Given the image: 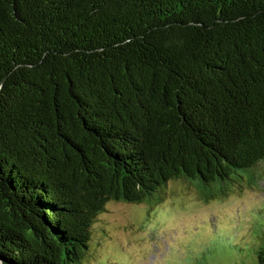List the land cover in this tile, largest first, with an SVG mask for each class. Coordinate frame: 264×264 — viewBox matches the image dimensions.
Listing matches in <instances>:
<instances>
[{
	"label": "trees",
	"instance_id": "trees-1",
	"mask_svg": "<svg viewBox=\"0 0 264 264\" xmlns=\"http://www.w3.org/2000/svg\"><path fill=\"white\" fill-rule=\"evenodd\" d=\"M261 165L264 0H0V264H84L110 203Z\"/></svg>",
	"mask_w": 264,
	"mask_h": 264
},
{
	"label": "rangeland",
	"instance_id": "rangeland-1",
	"mask_svg": "<svg viewBox=\"0 0 264 264\" xmlns=\"http://www.w3.org/2000/svg\"><path fill=\"white\" fill-rule=\"evenodd\" d=\"M259 170L257 183H224L222 192L209 196L196 185L172 181L153 207L110 203L94 223L84 264H229L255 258V244L264 240V165Z\"/></svg>",
	"mask_w": 264,
	"mask_h": 264
}]
</instances>
